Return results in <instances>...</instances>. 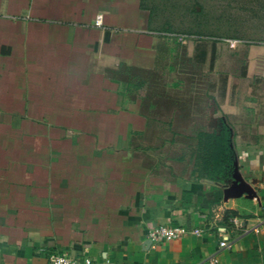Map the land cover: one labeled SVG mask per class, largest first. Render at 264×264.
<instances>
[{
  "label": "crops",
  "instance_id": "crops-1",
  "mask_svg": "<svg viewBox=\"0 0 264 264\" xmlns=\"http://www.w3.org/2000/svg\"><path fill=\"white\" fill-rule=\"evenodd\" d=\"M154 15L146 0H0V264H264V36L221 46L244 52L247 87L230 103L223 86L219 110L244 188L202 162V135L221 131L204 130L213 88L199 97L171 65ZM186 58L212 79L213 46ZM161 225L187 233L154 243Z\"/></svg>",
  "mask_w": 264,
  "mask_h": 264
},
{
  "label": "rangeland",
  "instance_id": "rangeland-1",
  "mask_svg": "<svg viewBox=\"0 0 264 264\" xmlns=\"http://www.w3.org/2000/svg\"><path fill=\"white\" fill-rule=\"evenodd\" d=\"M256 0H146L151 8L159 26L165 23L168 28L164 33L170 37L171 65L176 62L180 65V71H194L195 77L189 79L194 88H197L199 97L205 99L207 87L213 88V95L207 97V103L213 105L215 119L212 126L204 128L209 132L221 130L220 105L223 102L222 92L229 94L224 96V101L230 103L236 96L232 95L233 90L246 88V79L242 77L245 67L243 63L244 52H231L222 56V44L226 40L255 41L264 36L262 30H252L257 27L254 19V8ZM250 28V29H249ZM204 42L213 46L215 60L213 64L214 75L212 79L206 80L204 74L206 68L202 65L191 67L188 61L189 43ZM229 56V58H228ZM178 67V66H177ZM177 70V69H176ZM209 70V69H208ZM221 72H227L222 76ZM229 72V73H228ZM228 74V75H227ZM187 80V81H189ZM167 82L172 81L167 75ZM240 98L246 96L244 89L240 90ZM235 92V91H234ZM205 101V100H204ZM218 115V116H217ZM205 134V133H204ZM205 139V138H204ZM202 162L210 161L203 155Z\"/></svg>",
  "mask_w": 264,
  "mask_h": 264
},
{
  "label": "trees",
  "instance_id": "trees-1",
  "mask_svg": "<svg viewBox=\"0 0 264 264\" xmlns=\"http://www.w3.org/2000/svg\"><path fill=\"white\" fill-rule=\"evenodd\" d=\"M202 138L203 154L210 161L213 177L231 178L237 160L232 126L225 121L219 134H203Z\"/></svg>",
  "mask_w": 264,
  "mask_h": 264
},
{
  "label": "built area",
  "instance_id": "built-area-1",
  "mask_svg": "<svg viewBox=\"0 0 264 264\" xmlns=\"http://www.w3.org/2000/svg\"><path fill=\"white\" fill-rule=\"evenodd\" d=\"M103 24V16L99 15L96 20V25L101 26ZM231 48H236L238 42L237 41H228ZM231 223L234 225H238L239 220L237 217L230 218ZM187 233L186 229L180 226H157L150 228L148 231V239L154 243H163L174 241ZM194 233L200 234L201 230H195ZM221 248H230L233 246L227 239V237H223L220 241ZM215 263L217 260L214 261ZM92 260L89 258H81V257H71L65 255H54L50 258L49 264H92Z\"/></svg>",
  "mask_w": 264,
  "mask_h": 264
},
{
  "label": "water",
  "instance_id": "water-1",
  "mask_svg": "<svg viewBox=\"0 0 264 264\" xmlns=\"http://www.w3.org/2000/svg\"><path fill=\"white\" fill-rule=\"evenodd\" d=\"M233 178L242 187L246 188L245 183H244V180H243V178L241 176V172H240V169H239V166L238 165H235Z\"/></svg>",
  "mask_w": 264,
  "mask_h": 264
}]
</instances>
